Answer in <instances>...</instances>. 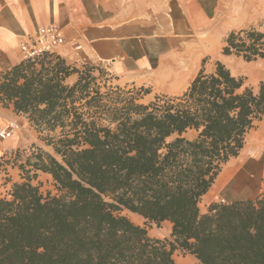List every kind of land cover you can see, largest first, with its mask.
<instances>
[{
	"label": "trees",
	"instance_id": "16d2710c",
	"mask_svg": "<svg viewBox=\"0 0 264 264\" xmlns=\"http://www.w3.org/2000/svg\"><path fill=\"white\" fill-rule=\"evenodd\" d=\"M222 54L264 59V32L230 33ZM205 63L182 96L149 104L141 103L149 89L134 87L126 99L114 96L120 86L102 93L96 73L104 69L69 65L57 53L3 71L0 105L47 133L54 155L33 145L17 161L22 181L0 198V264H176L178 250L199 264H264V191L200 209L264 119V82L256 92L222 62L213 73ZM18 152L0 163L17 167ZM39 172L59 195L35 185ZM125 212L145 225L170 222L172 240L150 237Z\"/></svg>",
	"mask_w": 264,
	"mask_h": 264
},
{
	"label": "crops",
	"instance_id": "0c3cea01",
	"mask_svg": "<svg viewBox=\"0 0 264 264\" xmlns=\"http://www.w3.org/2000/svg\"><path fill=\"white\" fill-rule=\"evenodd\" d=\"M49 26L64 32L66 43L58 54L69 65L104 68L120 87L149 89L151 94L146 97H179L197 77L205 59L214 62L211 69L209 63L204 66L211 73L218 61L231 68L229 63L242 60L222 54L224 41L235 31L254 28L264 32V0H0V74L24 60L20 51L23 40L35 37L40 28ZM247 64L249 84L244 77L245 82L254 87L264 80V76L252 74L261 69L264 59ZM231 73L239 77L233 70ZM77 80L78 76L72 75L66 83L72 86ZM10 121L20 123L24 129L31 127L26 117L17 115L13 108L0 105V129ZM186 136L194 138L196 133L191 131ZM263 138L264 119L247 134L241 152L242 155L249 149L254 151L258 157H245V162L255 161L261 168L260 174L250 171L246 175L252 181L251 187L248 185V195L239 197L242 188L233 192L230 184L219 186L223 172L203 197L207 206L234 202L226 201L227 197L256 199V185L264 175ZM20 146L17 138L4 144L0 152L4 155ZM5 167L13 176L9 186L21 182L18 168L12 164ZM39 181L53 184L52 176L41 172L38 173ZM0 198H4L1 190ZM135 219L136 224L144 225L141 216ZM162 226L150 236L170 237L172 224L164 222ZM175 262L199 264L190 254Z\"/></svg>",
	"mask_w": 264,
	"mask_h": 264
},
{
	"label": "rangeland",
	"instance_id": "374dc122",
	"mask_svg": "<svg viewBox=\"0 0 264 264\" xmlns=\"http://www.w3.org/2000/svg\"><path fill=\"white\" fill-rule=\"evenodd\" d=\"M206 63L210 64V66L208 68L211 69V66L213 65L214 62L207 58ZM229 64H231V65H229V66H231V68L230 67H228V68H230L231 71L233 70V73L236 74L237 76L247 78V83H248V74H247L246 68L249 66V64H247L243 60H240L239 63H229ZM226 66H228V65H226ZM262 68H264V65L261 67V69ZM101 69H104V68H101ZM105 71H106V75H101L99 72L96 73V75L99 77L98 83L101 86V92L102 93H110L112 90L113 92L116 93V87L118 85L115 83L111 74L107 70H105ZM206 73H211V72L209 70V71H206ZM261 82H264V80L257 83L254 87L252 86V88L256 92L258 91L259 85ZM247 83L245 82L246 86H248ZM122 88L125 89L124 92L119 93V94L117 93V95L115 94L114 95L115 97H117V98L120 97V98L126 99L129 97V94L127 93L128 91H134L133 93L136 94V90H132V89H134L133 86H128V87L123 86ZM135 89H138V88H135ZM155 97L153 95H151L149 97H144L143 100L141 101V103L149 104L150 102L155 100ZM257 123L258 122L255 123L254 128L257 127ZM19 125H20V130L16 133V135L12 139L7 140V141H3V142L0 141V149H1L4 144H9L12 141L16 140L17 138L20 139V145L21 146H20V148L17 149L19 152L17 154V159L14 160V164L17 166L16 168H18V165H19L18 162L19 161L21 163L26 162V160L28 159V157L30 155L29 154L30 148L33 145L35 147L41 148L43 151H45L47 153H51L54 155V151H53L52 147L48 146L46 141H45V139L47 138V135H48L47 133H45V132L41 133L37 129H35L34 127H30L29 129H24L23 125H21L20 123H19ZM57 135L58 134H55V135L52 134L51 136L55 137ZM15 152H16V150L8 151L7 154H4V156L7 155L6 157H7V159H9L11 157V155H13ZM1 155H2V153L0 152V156ZM245 157L246 158L252 157V159H253L254 157H258V155L254 154L253 151H250V149H249L247 152H244L242 155L240 154V158L238 157V158H236V160L232 159L226 166H228L230 163H233L234 161L237 162L238 165L257 164V163H255V161L245 162V159H244ZM2 161H3V163H0V190H1V194L4 196V198H6V197H8V195L12 189L13 184L9 186V183L12 182L13 176L9 172H7V169L5 167L6 164L8 163L7 160L4 159ZM9 163H10V161H9ZM226 166L222 169V172L220 173V175L226 170V168H227ZM19 171H20V177H21V181H22L24 174L22 173V171L20 169H19ZM260 173H261V168H260L259 174ZM250 174H253V172H251ZM255 174H258V173L255 172ZM222 175H221V177H222ZM35 185H41V191L44 193V195H48L49 193H51L52 196L59 195L58 191L55 189V187L52 184L49 185V184H45L44 182L39 181V182H35ZM256 187H257L256 188L257 189L256 195H258V196H256V198H257L264 191V175L261 176V178L258 182V185H256ZM227 198L228 199H226V201H229V202L239 200V198H236V199L230 198V197H227ZM209 206H207V204L202 199V201L200 203L201 212H203V214L207 213L205 211L206 210L208 211ZM125 214L128 215L133 222L137 223V220L135 219L136 217H138L137 215L130 214L127 212H125ZM143 226L148 229V232H150L149 235H151V236L154 235V232H158V230H159V227H157L156 225H145L144 224ZM160 228H163V226L161 225ZM164 239H167L170 241L172 240L171 236L166 237ZM164 239H162V240H164ZM181 256H185V254L180 250H178L174 253V259L176 261L178 260L179 257L181 258Z\"/></svg>",
	"mask_w": 264,
	"mask_h": 264
},
{
	"label": "built area",
	"instance_id": "2783aa9c",
	"mask_svg": "<svg viewBox=\"0 0 264 264\" xmlns=\"http://www.w3.org/2000/svg\"><path fill=\"white\" fill-rule=\"evenodd\" d=\"M65 34L56 27L49 26L40 28L35 37L26 38L20 44V51L24 60H35L45 53H57L65 46ZM20 130V125L16 121H10L4 128L0 129V141L12 139ZM4 155L0 156V159ZM12 156V155H11Z\"/></svg>",
	"mask_w": 264,
	"mask_h": 264
},
{
	"label": "bare ground",
	"instance_id": "6f19581e",
	"mask_svg": "<svg viewBox=\"0 0 264 264\" xmlns=\"http://www.w3.org/2000/svg\"><path fill=\"white\" fill-rule=\"evenodd\" d=\"M253 75L256 77L264 76V68L255 71ZM262 140H264V138ZM226 167V170L224 171L222 177L220 178V181L218 182L219 186L223 187V184H225L224 186L230 184L231 186L229 187L233 192L240 191V189L242 188V192L239 193V196L245 197L246 195H248V185H250L251 187L252 181H250V178L246 175L250 171H254L259 174L260 167L258 166V164L238 165L237 162L234 161Z\"/></svg>",
	"mask_w": 264,
	"mask_h": 264
}]
</instances>
